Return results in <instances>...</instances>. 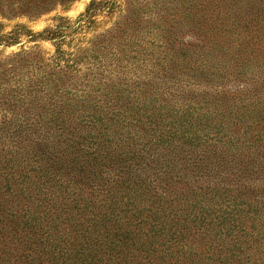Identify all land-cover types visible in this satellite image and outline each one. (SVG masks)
Returning <instances> with one entry per match:
<instances>
[{
  "label": "trees",
  "instance_id": "trees-1",
  "mask_svg": "<svg viewBox=\"0 0 264 264\" xmlns=\"http://www.w3.org/2000/svg\"><path fill=\"white\" fill-rule=\"evenodd\" d=\"M72 1L0 0V17ZM128 2L70 50L68 34L114 0L56 17L50 57L0 58L5 192L32 201L19 218L0 203V224L40 247L18 264H264V0ZM79 214L88 224L71 238L58 226Z\"/></svg>",
  "mask_w": 264,
  "mask_h": 264
},
{
  "label": "rangeland",
  "instance_id": "rangeland-1",
  "mask_svg": "<svg viewBox=\"0 0 264 264\" xmlns=\"http://www.w3.org/2000/svg\"><path fill=\"white\" fill-rule=\"evenodd\" d=\"M89 2L90 0H74L66 5H56L50 11L34 19L25 16L14 17L10 19L0 17V34L10 35V38L3 37L2 40L4 42L0 43V58L7 57L14 53H18L22 50L36 52V54H40L42 57H50L54 54L55 46L50 40L44 38V34H42L43 31L53 25L55 23L54 19L59 16L73 22L79 16V14L84 11ZM114 2L116 3V5H114L113 7L114 10H112L111 13H97L93 18L94 22L91 24V27L84 28L79 32L69 33V36L65 39V44L62 45V49L66 51L70 50L72 47L71 41L72 44L78 42H85L87 39L94 37L96 35L95 33L105 31L108 28L114 26V23H116V21L118 20L119 10H122L121 6L125 9L126 4L131 3L128 2V0H114ZM187 31H184L179 36L184 37V35L188 34ZM38 33H41L42 36H37ZM190 33V35L193 36L190 41H192L193 43L195 42L196 44L197 41L194 39V36L198 37V35H196V32L193 31H190ZM7 41H11L12 44L6 45ZM37 63L42 62L38 61ZM36 65L32 62H28L27 65L23 64L22 70L26 74H30L35 71ZM36 167V165L33 166V168ZM5 169L6 165L0 155V203L6 206L7 209H10L16 215L19 214V218V216L32 209V201L27 199L24 195H20V193L18 192L19 186L15 187V185L13 190L11 189V192L14 193L13 197L7 195V193L5 192V182L3 180L5 177V172L3 170ZM34 175V173H30L31 181L34 180ZM41 216H43V214ZM50 217L53 216L47 214V218ZM87 219L88 216L79 214L78 219L75 220L77 221L76 225H68L65 222H61L59 223L58 227L60 230L61 227H63L65 229L63 231L68 232L69 237H77L82 234L84 230L83 228L87 226ZM20 226L17 230H13L11 227L2 226L0 224V249L3 250L2 253L0 251V264H18V260L22 259L24 254H28L29 249H31L32 251H34L36 248L38 250L40 249V247L37 246V240L36 248L34 243H29L26 245L25 239L28 235ZM190 231L191 235L193 233L192 227L190 228ZM190 235L188 243H191V245L194 249H196V251L200 250L201 252L206 253L203 249L204 245L209 244L208 239L205 238L199 241V234L197 232L192 234V237H190ZM38 237L40 236L38 235ZM224 241H226L227 244L231 243V239L228 237H226L225 239L223 238L222 243H224ZM214 246L215 245H212V247ZM29 254L32 253L29 252ZM208 256L211 257V259H215V257H217V255L215 256V254H213L212 252H210ZM201 257L203 259L201 264L211 263L210 258L207 259V256H205L204 254L201 255ZM198 262L199 258L198 260L193 262V264H198Z\"/></svg>",
  "mask_w": 264,
  "mask_h": 264
}]
</instances>
